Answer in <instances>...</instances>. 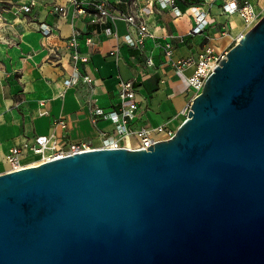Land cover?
Here are the masks:
<instances>
[{"label":"water","instance_id":"water-1","mask_svg":"<svg viewBox=\"0 0 264 264\" xmlns=\"http://www.w3.org/2000/svg\"><path fill=\"white\" fill-rule=\"evenodd\" d=\"M0 264H264V15L171 138L1 173Z\"/></svg>","mask_w":264,"mask_h":264},{"label":"crops","instance_id":"crops-1","mask_svg":"<svg viewBox=\"0 0 264 264\" xmlns=\"http://www.w3.org/2000/svg\"><path fill=\"white\" fill-rule=\"evenodd\" d=\"M34 1L29 12L0 24V173L8 168L4 161L8 150L37 135L52 134L63 143L88 141L94 147L100 146L102 141L89 117L88 102L110 108L118 101L121 80L135 81L138 98L146 104L145 124L167 123L177 129L185 119L181 112L194 94L183 74L166 62L164 44L172 42L174 59L198 58L208 46L218 52L226 50L243 28L241 19L225 13L220 1L206 6L212 23L195 35L189 33L194 25L189 15L176 17L171 9L157 10L148 17L156 39L148 40L140 52L121 39L105 35L103 30L109 24H91L83 17L75 18L72 5L66 17H59L52 10L56 0ZM254 1L264 12V0ZM41 23L50 25L52 33L43 34ZM75 28L98 34L102 40L99 52L81 66L93 78V89L84 82L73 87L65 84L67 73L61 62L69 58L66 45ZM117 29L120 35L129 31L122 20L117 21ZM82 50L89 52L91 48L82 44ZM113 50L117 55L111 54ZM149 54L154 56V66L146 63ZM193 69L194 66L189 67L185 73L191 74ZM61 115L67 121L65 129L56 124ZM98 127L113 129L110 121H101Z\"/></svg>","mask_w":264,"mask_h":264},{"label":"built area","instance_id":"built-area-1","mask_svg":"<svg viewBox=\"0 0 264 264\" xmlns=\"http://www.w3.org/2000/svg\"><path fill=\"white\" fill-rule=\"evenodd\" d=\"M218 1L221 2V8L225 13L231 16L237 15L243 23L242 30L233 37L232 42H238L264 14L261 5L254 0H56L52 10L59 17H66L69 13V5H72L75 18L83 17L91 24H109L103 30L105 35L117 40L121 39L129 47L143 52L146 42L156 39L148 22V17L155 11L171 9L176 17L189 15L194 21L189 33L195 35L202 33L212 23L208 18L209 11L206 6H212ZM180 3L185 6L184 9ZM33 6L35 1L31 0L22 8L25 12H29ZM119 20L125 21L129 27V31L123 35L118 33L117 21ZM229 27H233L232 22ZM40 30L47 35L54 29L48 24L41 23ZM96 36L75 28L69 37L66 45L69 58L61 62L67 73L65 80L67 87L84 82L92 89L94 88L93 78L83 71L81 66L89 63L93 53L99 52L102 40L98 34ZM82 44L91 48V51L84 52ZM163 51L166 62L172 64L176 71L186 78L194 97L201 93L207 78L227 54V50L218 52L214 47L208 46L198 58L188 56L174 59V47L170 41L164 44ZM111 54L117 55V51L113 50ZM146 63L148 66L155 65L152 54L146 55ZM192 66L194 69L191 74H186L185 70ZM191 103L181 112L185 118ZM88 109L89 117L97 127L102 141L100 146L94 147L88 141L63 143L52 134L37 135L31 141L16 144L8 150L4 159L8 168L2 173L18 171L93 148L147 149L151 144L171 138L177 130L167 123L157 126L145 124L143 110H146V104L139 100L134 80L120 81L118 101L110 108H103L89 101ZM101 121H110L113 125L112 131L98 127ZM56 124L63 129L67 127V121L62 115L57 119ZM131 138L134 142L130 141Z\"/></svg>","mask_w":264,"mask_h":264},{"label":"rangeland","instance_id":"rangeland-1","mask_svg":"<svg viewBox=\"0 0 264 264\" xmlns=\"http://www.w3.org/2000/svg\"><path fill=\"white\" fill-rule=\"evenodd\" d=\"M28 2L29 0H0V24L3 25L4 23H9V18L16 19L17 16H20L19 13H25L22 7L28 4ZM9 14H11L10 16L12 17H8ZM236 43L237 42H233L226 48V50L228 51Z\"/></svg>","mask_w":264,"mask_h":264}]
</instances>
